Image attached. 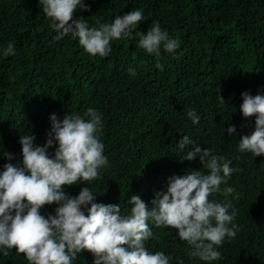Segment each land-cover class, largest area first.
<instances>
[{
	"label": "trees",
	"instance_id": "1",
	"mask_svg": "<svg viewBox=\"0 0 264 264\" xmlns=\"http://www.w3.org/2000/svg\"><path fill=\"white\" fill-rule=\"evenodd\" d=\"M85 3L89 10L77 9L73 19L81 17L90 27L142 9L136 39L113 40L107 57H92L70 35L53 41L55 32L38 0H0V169L8 162L3 150L22 158L20 135L32 132L37 143L46 142L50 114L63 118L93 107L103 114L109 165L96 179L79 183L98 194L97 202L120 204L127 214L133 195L151 209L171 176L200 170L199 157L181 159L177 143L188 135L237 169L227 186L235 188L228 199L237 211L239 231L218 247L222 258L211 264H264V154L238 150L240 137L255 127V117L245 118L240 111L242 93L264 90V0ZM153 21L179 39L175 56L161 49L157 58L138 46L140 32L146 34ZM9 43L15 55L7 52ZM189 109L197 111L198 124L187 116ZM231 125L237 132L230 135ZM84 186L66 185L65 190L75 196ZM210 199L225 197L216 193ZM55 207L45 205L42 214H54ZM149 226L154 235L145 241L146 248L165 252L170 264H209L191 258L190 246L171 226L150 221ZM93 259L84 250L73 264H92ZM0 264L29 262L14 247L0 252Z\"/></svg>",
	"mask_w": 264,
	"mask_h": 264
},
{
	"label": "clouds",
	"instance_id": "2",
	"mask_svg": "<svg viewBox=\"0 0 264 264\" xmlns=\"http://www.w3.org/2000/svg\"><path fill=\"white\" fill-rule=\"evenodd\" d=\"M38 3L50 19L53 41L70 35L92 57H107L113 40H135V30L144 20L143 10L134 8L110 23L90 27L81 17L73 19L77 9L89 10L85 0ZM138 46L159 58L161 49L175 56L180 41L153 21L146 34L140 32ZM7 52L15 55L12 43ZM157 67L163 70L159 62ZM128 72L136 75L135 68L129 67ZM242 100L240 111L245 118L255 117V127L240 137L238 150L257 157L264 154V90L256 95L245 91ZM187 116L194 125L200 121L195 109H189ZM50 125L43 145L32 132L20 135L22 158L2 151L8 162L0 169V252L7 254L15 247L29 264H73L84 250L92 253V264H170L165 252H152L145 246L154 235L150 221L156 227L177 230L176 236L190 246L189 256L211 264L222 258L218 247L224 240L237 236V211L228 199L235 188L227 186L237 169L231 167L230 159L183 135L177 143L184 153L181 159L199 157L200 170L171 176L167 190L155 194L151 209L133 195L128 201L130 211L122 214L120 204L97 202L98 194L79 183L96 179L109 165L102 112L88 107L82 114L70 112L63 118L52 113ZM227 132L236 133V126H229ZM74 184L86 186L73 196L65 186ZM216 193L225 200L210 199ZM53 204L54 214H42L45 205Z\"/></svg>",
	"mask_w": 264,
	"mask_h": 264
}]
</instances>
